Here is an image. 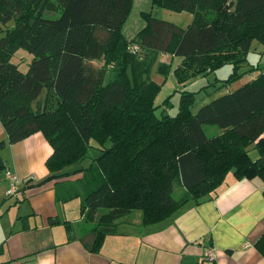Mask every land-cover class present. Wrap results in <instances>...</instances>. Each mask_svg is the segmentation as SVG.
Segmentation results:
<instances>
[{
    "label": "trees",
    "instance_id": "obj_1",
    "mask_svg": "<svg viewBox=\"0 0 264 264\" xmlns=\"http://www.w3.org/2000/svg\"><path fill=\"white\" fill-rule=\"evenodd\" d=\"M150 1L192 19L180 28L140 11L143 24L127 38L122 26L132 0H0V149L40 132L51 147L40 183L97 150L86 166L64 172H81L80 212L93 226L79 240L89 252L131 210L150 224L215 193L230 172L264 180V71L246 57L254 41L264 46V0ZM18 48L31 54L24 72L10 61ZM158 53L180 57L172 70L180 83L228 63L226 86L247 72L260 74L194 113L192 93L181 91L176 112L156 116L158 85L145 72ZM167 69L157 66L162 74ZM250 147L259 153L255 160ZM175 186L183 189L178 198ZM255 249L264 256V233Z\"/></svg>",
    "mask_w": 264,
    "mask_h": 264
},
{
    "label": "crops",
    "instance_id": "obj_2",
    "mask_svg": "<svg viewBox=\"0 0 264 264\" xmlns=\"http://www.w3.org/2000/svg\"><path fill=\"white\" fill-rule=\"evenodd\" d=\"M209 127L217 132L211 126L205 132ZM0 140H5L1 125ZM249 151L252 160L259 156ZM50 152L40 132L0 149L4 168L18 178L15 195L5 196L8 181L2 169L0 264H206L209 250L216 256L213 264H264L255 249L264 233L260 177L240 180L230 172L212 197L188 200L158 222L141 225L140 212L132 210L102 236L96 252H89L79 237L93 221L84 219L82 196L72 189L82 183L81 172L65 174L81 166L63 168V175L40 183L48 175L44 160ZM25 177H30L27 182Z\"/></svg>",
    "mask_w": 264,
    "mask_h": 264
},
{
    "label": "rangeland",
    "instance_id": "obj_3",
    "mask_svg": "<svg viewBox=\"0 0 264 264\" xmlns=\"http://www.w3.org/2000/svg\"><path fill=\"white\" fill-rule=\"evenodd\" d=\"M140 11H146L151 16L171 22L180 28H185L192 19V14L188 11H175L163 6H154L151 5L150 0H132L129 14L122 26V32L127 38H131L143 24V20L139 16ZM252 47L251 52L246 56L249 64L251 66L260 64L264 70V46L257 41H254ZM30 59L31 54L21 48H18L14 51L10 61L16 64L20 71L24 72ZM179 61L180 57L178 56L167 53H158L145 72V75L147 76L146 78L152 80L158 85V89L156 90L153 98L154 105L156 106V116H159L160 112L173 115L176 112L179 93L181 91H189L192 93L189 110L191 113H194L199 106L208 101H212L215 97L220 96L221 94H226L227 92L240 87L239 85L246 81L250 82L253 81V79H257L260 74L258 70H253L251 74L247 72L245 75H242L239 80H235L226 86V80L230 77V73L232 71V64L228 63L226 66L220 67L212 73L190 76L180 83L177 82L176 78L172 74V70L176 67ZM162 62L168 64L167 72L163 74L157 70L158 64ZM111 74V71L107 69L105 80L111 78ZM166 98L168 99V102L165 105L166 108L163 109L162 101ZM91 144L93 143L91 142ZM104 145L108 146L109 142L106 141ZM96 152L97 150L92 147L88 149L86 156L80 160L79 166H86L90 157L94 156ZM1 175L2 170L0 169V177ZM73 187L74 188L72 189H74L79 196L83 195V183L80 185H73ZM182 192L183 189L181 187L175 186L172 196L174 198H178Z\"/></svg>",
    "mask_w": 264,
    "mask_h": 264
},
{
    "label": "built area",
    "instance_id": "obj_4",
    "mask_svg": "<svg viewBox=\"0 0 264 264\" xmlns=\"http://www.w3.org/2000/svg\"><path fill=\"white\" fill-rule=\"evenodd\" d=\"M130 50L132 52L135 51V46L131 45L130 46ZM3 176L4 178L8 181V186L4 191L5 196H12L15 195L16 191H17V182H18V178L16 177V175L14 173H12L11 171H9L8 169L4 168L3 169ZM30 177H25L24 179H22L24 182H27L29 180ZM213 253L211 250L207 251L205 253V261L206 264H213ZM216 259V256H215Z\"/></svg>",
    "mask_w": 264,
    "mask_h": 264
},
{
    "label": "water",
    "instance_id": "obj_5",
    "mask_svg": "<svg viewBox=\"0 0 264 264\" xmlns=\"http://www.w3.org/2000/svg\"><path fill=\"white\" fill-rule=\"evenodd\" d=\"M125 73H126V77L128 79L129 85H130V87H132L133 82H132V75H131V68H130V66H127L126 67ZM101 228H103V227H101Z\"/></svg>",
    "mask_w": 264,
    "mask_h": 264
}]
</instances>
